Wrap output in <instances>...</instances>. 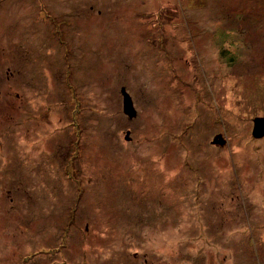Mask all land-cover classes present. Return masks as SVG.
Here are the masks:
<instances>
[{
  "label": "rangeland",
  "instance_id": "rangeland-1",
  "mask_svg": "<svg viewBox=\"0 0 264 264\" xmlns=\"http://www.w3.org/2000/svg\"><path fill=\"white\" fill-rule=\"evenodd\" d=\"M256 118L264 0H0V264H264Z\"/></svg>",
  "mask_w": 264,
  "mask_h": 264
},
{
  "label": "water",
  "instance_id": "water-1",
  "mask_svg": "<svg viewBox=\"0 0 264 264\" xmlns=\"http://www.w3.org/2000/svg\"><path fill=\"white\" fill-rule=\"evenodd\" d=\"M122 94L124 96V112L128 115L131 119L135 118L137 113L134 109L133 102L131 96L127 93L125 89L122 90ZM254 137L256 138H263L264 137V118H256L254 120ZM221 137H217L214 139L213 144H224L222 140H219Z\"/></svg>",
  "mask_w": 264,
  "mask_h": 264
}]
</instances>
